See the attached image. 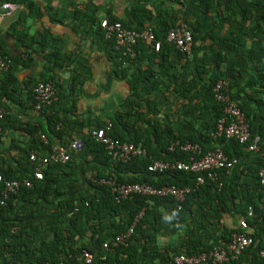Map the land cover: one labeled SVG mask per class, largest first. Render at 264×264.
<instances>
[{"label":"trees","instance_id":"trees-1","mask_svg":"<svg viewBox=\"0 0 264 264\" xmlns=\"http://www.w3.org/2000/svg\"><path fill=\"white\" fill-rule=\"evenodd\" d=\"M125 1L124 15L108 13L107 19L135 31L150 28L160 42L158 52L148 43H138L135 58L128 61L114 49L113 39L104 37L93 14L75 9L72 16L74 22L95 23L90 30L98 49L128 87L113 117L91 126L68 117L76 110L77 100L63 96L57 78L61 69L75 64L76 57L62 54L55 37L32 35L26 28L27 18L41 16L39 4L0 0V9L13 4L27 10L25 19L11 23L6 33L16 46L42 54L45 60L42 77L31 76L20 87L15 77L19 58L9 56L0 40L1 53L10 60L0 78V107L5 110L0 123V175L31 182L0 205V264H87L84 253L92 255L88 264H162L176 255L226 246L233 233L241 232V219L247 221L253 243L225 264H264L260 255L264 252V183L258 176L264 164V0ZM180 23L192 35L189 55L166 41L167 32ZM23 60L22 66H28L34 59L26 52ZM120 60L127 65L122 67ZM219 81L227 82L223 93L243 113L251 139H262L259 152L248 151L234 139L212 136L218 120L225 117L223 105L214 97ZM39 82L53 85L57 101L37 111L41 117L36 123H24L18 115L33 109L31 91ZM75 86L70 81L69 93ZM63 102L67 107L59 109ZM107 123L111 124L109 136L144 148L146 156L118 162L108 155L91 136L92 130ZM77 139L82 141L80 151L68 150L65 162L40 166L42 179L33 178L36 165L29 160L31 152L46 156L52 146L67 147ZM176 142L197 144L203 153L221 148L236 163L217 170L216 180H206L182 202L136 195L117 203L111 188L100 184L101 179L111 178L116 184L193 185L191 173L148 171L153 161L190 160L187 152L169 150ZM1 193L0 185V200ZM249 207L253 217L247 216ZM177 209L175 220H163ZM140 214L126 247L102 248Z\"/></svg>","mask_w":264,"mask_h":264},{"label":"built area","instance_id":"built-area-1","mask_svg":"<svg viewBox=\"0 0 264 264\" xmlns=\"http://www.w3.org/2000/svg\"><path fill=\"white\" fill-rule=\"evenodd\" d=\"M14 6L11 4L2 5L3 10H11ZM9 15V12L2 14V16ZM100 28L104 32L106 39H113L114 49L128 61H132L136 56L135 47L138 43H148L154 52L160 50V42L156 40L153 31L148 28L142 31H135L124 27L119 22H109L107 18L100 21ZM166 41L173 44L181 53L189 55L192 51V35L188 27L184 23H180L177 27L170 29L166 35ZM122 67L127 63L120 60ZM10 60L8 57L2 55L0 47V78L3 72L9 68ZM227 86L226 81H219L213 88L214 97L217 102L223 105L224 118L218 120L215 131L212 133L214 138L225 136L229 139H234L240 144H244L250 152H259L262 139L259 136L251 139L248 126L245 118L238 106L230 99L229 96L223 93ZM32 96L34 100L33 109L40 111L44 107H49L57 101L56 91L51 83L39 82L32 88ZM5 110L0 107V123L4 117ZM111 124L107 123L100 129H94L91 132L92 138L103 145L108 155L118 162H127L134 157L146 156V150L133 143L120 142L113 139L107 134L110 130ZM264 144V142H263ZM82 148V141L80 139L72 141L67 147L52 146L51 151L46 156L37 155L34 152L29 154V160L36 165L34 168L33 178L41 180L43 175L40 166L46 165L49 162L62 163L67 159V151H80ZM178 148L183 152L190 154L188 162H163L153 161L148 166V171L162 173L165 171H183L195 175L193 185L185 187H177L175 185L166 184L157 187L148 183H114L109 178L107 180L101 179L100 184H104L111 188L114 200L119 203L131 196H155V197H172L178 202L184 201L187 195L198 188L206 180L214 181L217 179L216 171L222 168H231L236 163V159L229 158L221 148H216L211 151L203 153L202 149L197 144H180L176 142L169 147L170 151ZM264 161V156H262ZM258 176L261 183H264V164L259 170ZM0 185L2 186V199L0 205L5 204V200L18 192L22 186H30L29 179L23 181L6 179L0 175ZM247 216L253 217V209L251 207L247 210ZM141 214L135 219L134 223L123 233L113 237L110 241L104 242L102 248L109 250L111 248L126 247L128 241L133 233V227ZM238 226L241 232H235L231 235L229 243L224 247H215L207 253L197 255H176L171 257L168 261L162 264H201L203 262H210L211 264H225L230 259H236L242 252L253 243L252 237L248 234V223L245 219L238 221ZM264 257V252L260 253ZM85 262L88 264L92 260V255L84 253ZM104 259V257L102 258ZM48 264V263H45ZM53 264H65L58 262Z\"/></svg>","mask_w":264,"mask_h":264},{"label":"crops","instance_id":"crops-1","mask_svg":"<svg viewBox=\"0 0 264 264\" xmlns=\"http://www.w3.org/2000/svg\"><path fill=\"white\" fill-rule=\"evenodd\" d=\"M40 7L39 18H27L26 28L30 34L37 36L55 37L56 43L60 46L62 54L75 56V64L61 69L57 75L59 84L63 88V96L76 99V110L71 113L73 121L89 123L91 126L108 122L113 117L118 105L128 94V87L125 80L117 77L113 72L112 64L108 58L98 49L95 35L91 33L90 27L95 23H88L87 20L80 23L74 22L72 16L74 10L87 12L96 19V24L107 18L111 13L116 17L124 15L126 7L125 0H35ZM13 5V4H11ZM9 10L0 9V40L4 42L9 56L19 58L16 66L15 77L20 87L28 83V78L35 76L42 77L45 60L42 54L16 46L13 38L7 35L9 25L16 20L27 16L28 12L23 6L13 5ZM9 12V15L2 16ZM63 23H59V21ZM77 23V30L74 31V24ZM73 25V26H71ZM95 27V26H94ZM97 38V37H96ZM26 52L34 59L28 66H22ZM70 81L76 86L69 93ZM81 83V84H79ZM67 91V94H66ZM71 103V102H70ZM69 103V104H70ZM60 104L58 108L63 109L67 104ZM16 107V106H15ZM13 108V114H16ZM175 114L173 111L170 115ZM22 122H33L40 119L39 112L34 109H27L23 115H18ZM74 128H78L73 125ZM82 131H85L82 130ZM229 224V223H228Z\"/></svg>","mask_w":264,"mask_h":264},{"label":"clouds","instance_id":"clouds-1","mask_svg":"<svg viewBox=\"0 0 264 264\" xmlns=\"http://www.w3.org/2000/svg\"><path fill=\"white\" fill-rule=\"evenodd\" d=\"M179 209L172 211L170 214H165L163 216V220L165 222L171 223L173 220H175L178 216ZM177 227H183L182 225H177Z\"/></svg>","mask_w":264,"mask_h":264},{"label":"rangeland","instance_id":"rangeland-1","mask_svg":"<svg viewBox=\"0 0 264 264\" xmlns=\"http://www.w3.org/2000/svg\"><path fill=\"white\" fill-rule=\"evenodd\" d=\"M227 223H229V224H230V223H231V221H230V220H227Z\"/></svg>","mask_w":264,"mask_h":264}]
</instances>
